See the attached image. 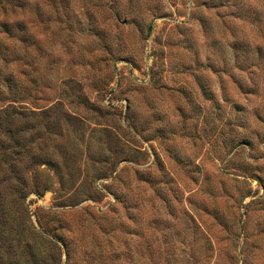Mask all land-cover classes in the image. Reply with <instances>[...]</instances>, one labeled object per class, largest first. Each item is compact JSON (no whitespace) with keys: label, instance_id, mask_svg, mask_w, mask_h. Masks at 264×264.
Returning a JSON list of instances; mask_svg holds the SVG:
<instances>
[{"label":"rangeland","instance_id":"obj_1","mask_svg":"<svg viewBox=\"0 0 264 264\" xmlns=\"http://www.w3.org/2000/svg\"><path fill=\"white\" fill-rule=\"evenodd\" d=\"M43 3L36 119L17 125V177L0 172V264H68L62 235L70 264H149L180 252L191 216L216 249L186 252L212 264L218 216L261 232L264 199L240 206L264 194V0Z\"/></svg>","mask_w":264,"mask_h":264},{"label":"trees","instance_id":"obj_2","mask_svg":"<svg viewBox=\"0 0 264 264\" xmlns=\"http://www.w3.org/2000/svg\"><path fill=\"white\" fill-rule=\"evenodd\" d=\"M49 1L50 0H44L43 4L49 6L47 4ZM37 5L36 0H0V172L4 171L5 174H11V177H17L16 165L13 162L17 161L16 154L19 153L20 155L21 151L24 149V135L18 132L17 125L19 122L26 124L36 119L35 10ZM40 7L42 6L40 5ZM27 11H32L34 15H28L26 17L25 13ZM43 20L45 26L51 22L49 15ZM20 134L21 141L16 139ZM1 135H3L4 138ZM12 144H16L17 147L11 148V146H13ZM19 149L20 151H18ZM144 171L147 170H142V172H140V170L138 171V183H140V181L143 182V175L146 173ZM260 184L264 188V182ZM159 187L155 188V191H158L155 200L169 203L170 199L163 196L161 192L162 187ZM256 195L257 194L252 197ZM116 196H118V199L122 198L124 201H129L125 191H118ZM249 196V194L245 195L243 201ZM261 198L264 199V194L262 197L252 200L243 207L241 205L240 209H244L242 215L246 217L249 214L251 204ZM131 201L133 204L130 207L132 210H135L136 205H134V197H131ZM216 213L220 214L217 211ZM216 220L218 228H220L222 233H224L223 235H225L221 242L223 250L226 253V259H221V254L223 252L220 250L218 253V255H220L219 258L213 261L212 264H254L256 252L262 251L259 244L260 239L257 238L260 236V231L256 235L253 234L249 236L246 230V219L245 221H229L225 220L223 217L221 219L218 216ZM195 221L196 220L192 218V216L191 220H185L182 223L184 236L181 237L180 235V240L174 239L172 242V245L176 249H179L180 252L173 253L172 255L152 253L149 264H211L212 259L192 256V254L195 253L201 255L203 251L207 253L210 251L214 252L216 249L214 239L209 234L208 228L203 224H199V228L201 227V238L197 240L195 234L191 233L193 227L196 228L197 225L198 228V224H196ZM190 222H192L193 225L190 224ZM261 232L264 236V229ZM191 234H194V236H191ZM51 243L53 247L65 248L67 255L66 262L70 264V255L76 246H73L71 241L63 235L55 237L51 240ZM78 246L81 247L80 245ZM186 247L190 248L192 253L190 256L186 252ZM116 256L117 255H115V257ZM124 257L127 258L125 255Z\"/></svg>","mask_w":264,"mask_h":264}]
</instances>
